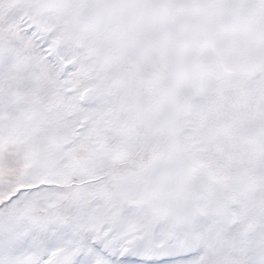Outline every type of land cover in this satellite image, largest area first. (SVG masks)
<instances>
[{"label": "snow or ice", "instance_id": "snow-or-ice-1", "mask_svg": "<svg viewBox=\"0 0 264 264\" xmlns=\"http://www.w3.org/2000/svg\"><path fill=\"white\" fill-rule=\"evenodd\" d=\"M0 264H264V0H0Z\"/></svg>", "mask_w": 264, "mask_h": 264}]
</instances>
